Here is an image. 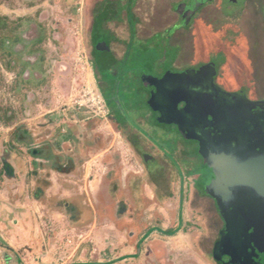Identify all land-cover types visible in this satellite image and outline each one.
<instances>
[{
  "label": "rangeland",
  "instance_id": "1",
  "mask_svg": "<svg viewBox=\"0 0 264 264\" xmlns=\"http://www.w3.org/2000/svg\"><path fill=\"white\" fill-rule=\"evenodd\" d=\"M98 1L0 0V17L8 20L0 28V209L7 212L12 208L9 203L20 200L19 186L12 189L14 201L8 203L3 193V171L17 157L21 160L14 163L17 177L26 181L23 206L19 207L31 211L28 219L17 217V213L22 214L17 209L8 213L10 217L0 218L6 223V233L26 228L16 235L22 258L15 253V264H213L209 254L215 237L214 211L208 200L188 187L190 180L196 189L207 184L206 169L201 162L185 166L179 156V171L166 162L177 153L180 142L190 155H194L192 147L180 136L156 128L151 131L142 122L141 127L148 131L142 134L149 135V144L144 140L137 153L131 149L124 128L110 113L107 117L99 115L93 100L105 98L114 108L111 95L101 93L102 78L107 85H120L116 92L126 104L130 119L133 113L147 115L150 109L139 105L144 97L138 91L141 84L133 79L146 64L179 48L177 67L220 63L218 82L222 87L237 91L245 84L263 95L264 0L207 2L189 26L174 28L179 29L170 42L174 47L167 40L168 29L177 19L172 5L183 0H123L129 1L128 6L116 2L115 17L119 19L133 5L142 23L138 37L164 32L155 37L161 47L149 51L139 49V41L133 38L127 59L116 68L117 75L102 69L97 74L91 61L88 31ZM118 33L123 40L128 39L124 27ZM5 38L11 39L6 48L2 44ZM152 42L147 44L155 47ZM114 48L119 57L126 49L124 44ZM118 75L121 79L117 81ZM50 146L56 151L55 162H43L34 155ZM143 153L162 164L161 178L144 173ZM37 164L46 165L47 170L51 164L59 165L67 171L54 173L55 183L61 185L56 193L61 199L89 203L92 193L100 191L96 204L99 216L73 228L65 216L52 219V212L28 199L35 190L31 174ZM151 166L148 170L155 174L157 164ZM189 219L191 226L182 234L179 220ZM157 229L179 232L166 236ZM5 254L14 252L0 243V264H7Z\"/></svg>",
  "mask_w": 264,
  "mask_h": 264
},
{
  "label": "flooded vegetation",
  "instance_id": "2",
  "mask_svg": "<svg viewBox=\"0 0 264 264\" xmlns=\"http://www.w3.org/2000/svg\"><path fill=\"white\" fill-rule=\"evenodd\" d=\"M118 1L128 6L129 1L124 3L125 0H99L96 5H101V7L93 18V24L88 31V34H92L91 37H93L91 39L93 46H90V52L98 63V68L95 69L97 71L102 69L113 75H117L116 68L120 62L127 59L129 44L134 39L139 41V49L149 51L150 48L152 50L161 47L162 44L155 37L164 33H154L147 38L138 37L142 31V26L139 28L142 23L133 12V5H129L125 17L119 19L115 17L116 10L114 9ZM211 1L213 0H183L172 5L177 19L173 28L168 29H171L167 39L169 46H171L173 35L179 30H174V28L189 26L202 5ZM229 1L237 3L240 0ZM121 27H124V31H128L127 40H123L118 33V29ZM149 41H153L151 45L155 47L147 44ZM122 44L126 49L119 57L114 45ZM172 53L166 57L163 55L155 63L146 64V68L139 71L140 76L133 79L140 82L138 91L144 96L139 105H146L150 112L145 116L133 113L132 121L126 112V104L124 105L121 96L116 92L120 85H107L99 77L101 93L106 91L115 103L114 108H111L104 98L110 115L116 124L124 128L126 136L130 140L139 143L137 146H140L144 140L149 144L147 142L149 135L146 138L142 134V132L148 134V131L141 127L143 122L149 125L151 131L155 128L161 129V131L166 130L170 136L178 135L192 147L194 155H190L191 152L181 142L173 157L168 158L160 155L164 160L168 158L169 160L166 162L171 164L175 170L179 168L178 156L184 165L201 162L206 169L204 176L208 182L205 184V194L203 195L199 189H196L191 180L188 187L190 192H195L200 198L208 200L214 211L216 225L213 227L212 233H215V237L211 240L209 254L213 264H264V203H256L257 193L247 187H236L230 182H222L213 188L214 194L223 202L219 204L216 198L206 194V186L216 179V175L212 168L205 165V160L202 157L203 154L206 155L213 164L217 162L218 166H220L219 163L226 160L224 163L238 167L240 172L242 167H248L250 159L264 156V94L254 93L253 88L245 84L237 91L227 90L218 82L220 63L209 61L177 67L176 62L179 59L180 48ZM213 64L217 70L214 81L212 80V69L207 68ZM143 75L156 79L155 85L143 82ZM120 79V76L116 77L117 81ZM120 116L124 119H121ZM159 120L177 121L185 129H190L200 137L204 144L203 148H200L195 139L185 140L177 124H167ZM137 146L135 145L134 148L136 149ZM142 155L146 167L144 173H150L154 178H161L163 173L160 170L163 167L158 159L147 153ZM149 164H152L151 168L157 164L154 169L156 170L155 174L148 170L150 169ZM260 172L264 175V170ZM123 211L124 204L121 205V213ZM234 218L238 220L236 224L232 221ZM255 219L260 220V226H255L257 222ZM188 222L191 223L190 219ZM250 239H252V244L249 249L245 242Z\"/></svg>",
  "mask_w": 264,
  "mask_h": 264
},
{
  "label": "crops",
  "instance_id": "3",
  "mask_svg": "<svg viewBox=\"0 0 264 264\" xmlns=\"http://www.w3.org/2000/svg\"><path fill=\"white\" fill-rule=\"evenodd\" d=\"M100 7H101V5H98V4L95 5V7L93 9V17H92L91 25L93 24V18L95 17L96 13H98ZM91 35L92 34L89 35V37H90L89 38L90 39V46L91 45L93 46V40H91L93 37H91ZM123 43H125V41H123ZM92 56L93 55L90 52L91 61H92L93 67L95 69L96 67H95V63L92 60ZM128 143H129L131 149H134L133 151L137 152V150H136L137 148L135 149L134 146L135 145L137 146V144H139V143L138 142H133L130 139H128ZM55 152L56 151H55L54 147L50 146L45 151H35L34 155H36V157H38L39 159L43 160V162L52 163V161H54L55 158H56V153ZM137 153H139V152H137ZM13 160H14L13 164L8 162L6 167H5V168L10 170V174H8L6 177H4V180H3L4 182L3 183L4 184L6 183V187L3 188V190H4L3 193H4V195L7 196L8 203L11 202V201H14V199H13L14 191L12 189L16 188L17 186H19V190L17 192L21 196H20V200L18 202H16L14 205L13 204L11 205L9 203V205H10L9 207L12 206L13 210H10L12 208H7L8 211L5 212L2 208L0 209V218L2 217L3 219H5L4 218L5 216H9L10 217V215L8 213L11 214L17 209L18 211H22V214L17 213V215H16L17 217H19V218L24 217L25 219L26 218L28 219L30 214H31V211L25 212V210H23V209H21V207H19V206H23L22 202H23V196H24L25 191H26V181L24 179H21V178L17 177V172L18 171H17V168H15L14 163L16 161H19L20 159L17 158V157H14ZM37 165H36L37 166L36 171H34V173L31 174L32 177H33L34 183H35V190H36V188L38 186V180L37 179H40L43 176L47 177V182L49 183V185L47 184L48 187L45 189V193H44L45 196L47 197V199H56V200L61 201V202H69L74 207V209H75L74 212H76L75 213L76 216H81L82 214L85 213V211H91L92 216L94 218L91 222H93L99 216V213L101 211L96 208V206H97L96 204L99 203L100 191L92 193V197L89 198V203L90 204L87 203V202H84L82 200L75 201V200H78V199H61V197H58V195L56 194V193L60 192L59 188H61V185L55 183V180H54V175L55 174L54 173H56V174L64 173L65 174V173H67V171L66 172L63 171V169L60 168L59 165L56 166V165L51 164V167L48 168V170H47V167H45L46 165H42V164H37ZM43 172H47V174L42 175ZM68 172H69L70 175H72L74 173L72 171H68ZM35 190H34V192H35ZM180 191H181V189H180ZM17 192H16V194H17ZM34 192H33V195L30 196L28 199H33L36 204H39L45 210H48V211L52 212L53 213L52 219L56 218L57 215H61V216L63 215V216H65L68 219V216L64 213V210H55L54 208L50 207V205L48 203H44V202L36 200L34 198ZM93 199H94V201H93ZM180 199L181 198L179 197V200ZM0 201H1V199H0ZM19 208H20V210H19ZM122 213H124V211ZM42 214H45V213L41 212V215ZM20 215L22 217H20ZM68 221H69V219H68ZM70 226L73 227V228H78V226H72L71 224H70ZM190 226H191V223L188 222V220L187 221L179 220L178 228H180L179 231H182L181 232L182 234L187 233L188 232V228ZM5 228H6V223L0 221V240L2 242H4L8 247H10L12 252H14V254H11V255L10 254H5V258L4 259L7 262V264H15V258H17V257H18V259L22 258V254H21V246L22 245H21V242L19 241V239H18V237L16 235L17 234H21L23 232V230L25 232L26 228H24V226H22V227L14 229V231H12L11 233L10 232L6 233V231H5L6 229ZM66 232H67V230L66 231H62L60 234H64ZM15 253L17 254L16 255L17 257H15Z\"/></svg>",
  "mask_w": 264,
  "mask_h": 264
},
{
  "label": "water",
  "instance_id": "4",
  "mask_svg": "<svg viewBox=\"0 0 264 264\" xmlns=\"http://www.w3.org/2000/svg\"><path fill=\"white\" fill-rule=\"evenodd\" d=\"M207 68L212 69V80L214 81V77L217 74V70L215 65H209L207 66ZM156 79H154L153 77L147 76V75H143V82L148 83L152 86L155 85L156 83ZM160 122H165L167 124H177V126H179V130L183 136V138L185 140H189V139H195L196 141H198L200 148H203V142L200 139V137L192 132L190 129H185L183 125L179 124L177 121H163V120H159ZM185 122V120H184ZM202 157L205 160V165H208V167L212 168L214 170V173L216 175V179L210 184L206 186V194H208L209 196H212L214 198H216L218 200V203L221 204L223 203L222 201H220V199L218 198V196L216 194H214L213 192V188L215 185H219L222 182H230L232 184H234L236 187H247L249 190L257 193L256 195V203H264V175L261 174V170H264V156H260V157H255L250 159L248 162L249 164L247 165L248 167H242L241 171L239 172V168L238 167H233L232 164H227L224 163L226 162V160H224L222 163H219L220 166H218V163H212L210 161V159H208L206 157V155H202ZM221 167V168H220ZM234 170V171H233ZM251 173V174H249ZM224 180V181H223ZM254 204V203H253ZM256 220V219H255ZM234 224L237 223V219H233L232 220ZM257 221V222H256ZM255 222V226H260V220L257 219ZM251 238V237H250ZM252 239H250V241L245 242L247 248L251 247V242ZM250 249V248H249Z\"/></svg>",
  "mask_w": 264,
  "mask_h": 264
},
{
  "label": "trees",
  "instance_id": "5",
  "mask_svg": "<svg viewBox=\"0 0 264 264\" xmlns=\"http://www.w3.org/2000/svg\"><path fill=\"white\" fill-rule=\"evenodd\" d=\"M7 21H8L7 18L0 17V28L5 26L6 25L5 23H7ZM10 40H11L10 38H5V40L4 39L2 40V44L4 45V47L6 46L5 44L7 43V41L10 42ZM92 60L95 63V67L98 68V66H97L98 63H97V59L95 58V56H92ZM117 77H119V75ZM23 134L26 136L27 135L26 131H24ZM22 137L23 136L19 134L18 138L22 139ZM3 172H4L3 175H6V176L8 174H10V170L7 168H5ZM37 180H38V186L34 192V198L38 201L48 203L50 205V207L54 208L55 210H64V213L68 216L69 222L72 226H80V225L86 224L88 222H91L94 219L91 211H85V213L82 214L81 216H76V214H75L76 212H74L75 209L72 206V204H70L69 202H61V201H58L56 199H47V197L44 194L45 189L49 185V183L47 182V177L43 176ZM199 190L204 195L205 194V192H204L205 185H203L202 188ZM156 231H158L161 234L166 235V236H174L177 233L175 230L163 231L161 229H157ZM0 243L5 244L1 240H0Z\"/></svg>",
  "mask_w": 264,
  "mask_h": 264
},
{
  "label": "built area",
  "instance_id": "6",
  "mask_svg": "<svg viewBox=\"0 0 264 264\" xmlns=\"http://www.w3.org/2000/svg\"><path fill=\"white\" fill-rule=\"evenodd\" d=\"M95 102V105H97V109L99 111V115L102 117H107L110 113L108 105L104 98L98 97L97 99L93 100Z\"/></svg>",
  "mask_w": 264,
  "mask_h": 264
}]
</instances>
